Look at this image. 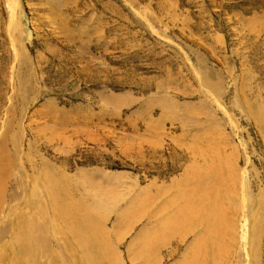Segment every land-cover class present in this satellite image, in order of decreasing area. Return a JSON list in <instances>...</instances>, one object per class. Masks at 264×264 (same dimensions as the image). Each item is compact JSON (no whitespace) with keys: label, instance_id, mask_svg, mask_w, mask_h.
Instances as JSON below:
<instances>
[{"label":"rangeland","instance_id":"obj_1","mask_svg":"<svg viewBox=\"0 0 264 264\" xmlns=\"http://www.w3.org/2000/svg\"><path fill=\"white\" fill-rule=\"evenodd\" d=\"M79 186L120 259H52ZM0 264H264V0H0Z\"/></svg>","mask_w":264,"mask_h":264},{"label":"crops","instance_id":"obj_2","mask_svg":"<svg viewBox=\"0 0 264 264\" xmlns=\"http://www.w3.org/2000/svg\"><path fill=\"white\" fill-rule=\"evenodd\" d=\"M81 186L78 189L69 188L68 193L58 196L62 206L58 212H61L63 216L67 215L70 220L63 222L60 233L51 234L52 241L48 243L47 248L52 259L76 261L84 257L102 258L105 255L101 254L105 253L101 250H105L106 243L113 247L116 258L120 259L119 252L116 250L119 242L118 234L121 232L123 235L127 228L130 233L134 228L132 207L136 197L122 193L118 187L113 188L111 192L101 190L93 194H84ZM110 197L115 200L113 211L116 222L112 229L113 236H111L110 227L109 230L105 227L108 214L102 207L107 205ZM102 236H105L107 240ZM48 238H50L49 235Z\"/></svg>","mask_w":264,"mask_h":264}]
</instances>
